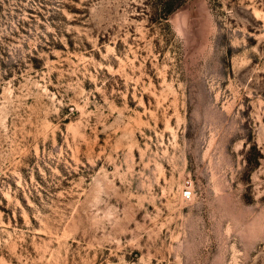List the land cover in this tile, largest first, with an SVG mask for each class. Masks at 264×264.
I'll return each instance as SVG.
<instances>
[{
  "label": "rangeland",
  "instance_id": "rangeland-1",
  "mask_svg": "<svg viewBox=\"0 0 264 264\" xmlns=\"http://www.w3.org/2000/svg\"><path fill=\"white\" fill-rule=\"evenodd\" d=\"M0 264H264V0H0Z\"/></svg>",
  "mask_w": 264,
  "mask_h": 264
},
{
  "label": "built area",
  "instance_id": "built-area-1",
  "mask_svg": "<svg viewBox=\"0 0 264 264\" xmlns=\"http://www.w3.org/2000/svg\"><path fill=\"white\" fill-rule=\"evenodd\" d=\"M192 189H191V186H187L186 187V189H185V191L183 192L184 193V196H186V197H191V195H192Z\"/></svg>",
  "mask_w": 264,
  "mask_h": 264
}]
</instances>
